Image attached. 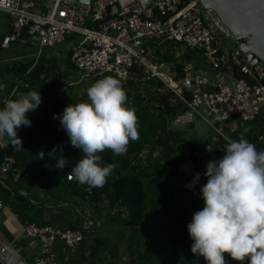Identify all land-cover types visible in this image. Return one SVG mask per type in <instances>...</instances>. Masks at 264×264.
Segmentation results:
<instances>
[{
  "label": "built area",
  "instance_id": "2783aa9c",
  "mask_svg": "<svg viewBox=\"0 0 264 264\" xmlns=\"http://www.w3.org/2000/svg\"><path fill=\"white\" fill-rule=\"evenodd\" d=\"M51 1L48 8L39 0H0V13L6 15L11 26L0 46L7 49L11 42H19L36 47L38 59L44 49L67 43L68 60L81 73L67 88L85 80L95 83L108 76L123 84H144L156 79L186 105L185 113L175 120L180 126L189 125L195 115L211 127L231 119L252 122L264 108V85L260 83L264 81V69L259 65L251 67L235 55L236 42L199 0ZM228 39L234 47H227ZM169 43L198 52L200 64L193 60L178 68L177 62L162 60L156 49ZM181 55V51L175 53L176 58ZM227 73L231 76L230 84L225 83ZM21 86L29 87L24 79H18L0 110L9 99H15ZM0 147L5 149L6 144L0 142ZM194 154L199 157L198 152ZM207 163L201 170L192 171L183 185L195 197H199L197 188L206 179ZM0 176L3 181L21 180L16 160L6 151L0 162ZM66 178L80 184L69 174ZM85 191L90 193L89 188ZM93 227V220H85L78 230L26 223L24 234L39 242L33 264H56L54 245L61 242L74 252L84 236L91 235ZM13 254L12 246H1L0 264H23Z\"/></svg>",
  "mask_w": 264,
  "mask_h": 264
},
{
  "label": "trees",
  "instance_id": "16d2710c",
  "mask_svg": "<svg viewBox=\"0 0 264 264\" xmlns=\"http://www.w3.org/2000/svg\"><path fill=\"white\" fill-rule=\"evenodd\" d=\"M177 51L182 53L180 59L175 57ZM156 54L165 62H177L178 68L182 67L184 62L195 60L200 64L201 61L198 52L183 48L179 43L165 44L156 49ZM69 66L70 69H74L70 63ZM51 71L54 76L52 74L53 77H48ZM41 74H44L43 77H40ZM234 74L240 77L236 72ZM26 76L27 79L24 80L29 87L21 86L17 94L37 91L40 95H46V89L51 87V98L55 99V103H44L43 105L48 106L42 110L38 108V115L34 119L27 115L31 127L21 126L17 129L22 146L18 143L14 145L8 139L6 148L0 147V162L6 151L16 160L17 168L21 171V181L16 186L18 191H26L32 198H36L37 191L41 190L47 197V203L53 205L63 203L69 207V209L63 207L64 213L79 212L85 215L86 210L91 209L88 218L93 221H97L96 216H102L104 211L102 217H106V220L115 224L119 222L116 225L118 243H122L126 236H129L122 251L129 253L135 264L205 262L202 257L193 256L192 241L187 231L193 214L204 207L201 191L199 189V198H195L184 190L183 184L188 177L178 172L180 164L188 160L197 170L202 169L204 165V159L194 155L195 151L200 153L202 151L192 143L188 144L182 137L184 134L173 127L175 118L187 110L184 102L165 89L156 79L144 84L133 81L121 83L127 94L125 106L134 108L138 117L139 138L130 141L126 154L122 156H115L110 150L98 153L102 157L101 166L112 163L116 167L103 187L90 188L87 184L67 180V175L84 157V153L71 145L68 136L60 127L59 120L53 118L54 114H62L66 106L78 103L77 99L59 98L62 86L58 80V68L50 66L49 62L48 65L35 64ZM45 80H50L49 84L46 85ZM260 117L263 122L260 124L261 129L242 139L254 144L257 151H264V108L257 118ZM187 144L192 148L189 155L187 149L183 150ZM54 148L56 152L53 154ZM143 152L146 153L145 161L140 157ZM156 152L158 154L154 156ZM41 153L43 158L40 156ZM63 156L68 159L67 164L64 169H59L56 167V159ZM1 182L8 183L2 180ZM86 188L90 189V193L85 191ZM41 201L39 206L45 203ZM29 206L30 199H26L24 203H15V207L19 209L22 207L28 209ZM23 214L28 222H35V217L18 213L19 216ZM78 224L76 220L75 226L66 224L61 230H78ZM94 229L95 226L91 235H85L80 243L88 250V255L82 260L85 264L90 258L92 259L90 264H97V258L100 257L97 250L100 244L104 243L94 235ZM118 243L106 245L105 248L108 247L111 252L114 250L113 252L118 255L121 252ZM225 261L226 264H235L227 254Z\"/></svg>",
  "mask_w": 264,
  "mask_h": 264
},
{
  "label": "clouds",
  "instance_id": "9594fccd",
  "mask_svg": "<svg viewBox=\"0 0 264 264\" xmlns=\"http://www.w3.org/2000/svg\"><path fill=\"white\" fill-rule=\"evenodd\" d=\"M64 89H68L66 85ZM87 97L88 102L72 103L53 118L59 120L71 145L84 153L69 178L90 188L103 187L116 165L101 166L102 157L98 153L110 150L115 156L126 154L130 141L139 138L138 117L134 108L125 106L127 94L121 82L113 77L93 83L87 89ZM41 103L42 97L37 91L9 99L0 110V141L7 136L14 145L22 146L17 129L31 127L27 114ZM175 120L174 128H188L193 123L180 126ZM224 139L226 146L221 158L214 159L195 151L199 153V157H195L208 163L204 173L207 179H203V186L197 188L199 196V189L201 191L204 207L193 214L187 225L191 252L193 256L202 257L205 264H226L225 254L235 264H264V151H257L256 146L245 139ZM55 152L54 148L53 154ZM40 156L43 158V153ZM56 160V167L64 169L68 159L63 156ZM187 163L190 174L186 173L185 163L179 166L186 168H180L188 177L185 183L191 178L192 171H198L189 160ZM13 250L17 260L25 264L14 247Z\"/></svg>",
  "mask_w": 264,
  "mask_h": 264
},
{
  "label": "crops",
  "instance_id": "0c3cea01",
  "mask_svg": "<svg viewBox=\"0 0 264 264\" xmlns=\"http://www.w3.org/2000/svg\"><path fill=\"white\" fill-rule=\"evenodd\" d=\"M9 32H11L10 22L4 14L0 13V44L3 36L8 34ZM226 45L227 47H234V44L228 41ZM63 47L64 44L59 45L54 49H44L41 52L40 57L37 59L38 49L36 47L19 42H11L7 49H2L0 46V109L3 105V100L8 96L18 79H25L27 77L25 75V72L34 63H46V65H48L49 62L51 63V66L54 65L58 68V80L60 81V85L62 86L58 94L59 98L66 99L71 96L73 98H76L78 103L88 102L87 89L89 88V85H87V87L84 86V82L83 84H78L79 86L74 85L68 87V89H64V86L68 83H74L70 80V77L74 78V76L70 71L72 69H70L69 66L70 62L68 60V54L66 53L65 49H63ZM61 50H64L66 54H62ZM52 74L53 73L51 71L48 77L52 76ZM43 75L44 74H41L40 77H43ZM224 79L225 82L232 81L231 76H229L228 73L224 74ZM49 81L50 80H45V84H49ZM77 88H82V90L80 92L77 91L79 93L65 97L64 92L74 93ZM51 91L52 88L48 87L45 91L46 95H41L42 103L38 107L39 110H42L43 107L48 106L43 105L44 103L50 104L49 102L51 99ZM17 93L15 94V99L19 98L20 96V93ZM37 109L27 114L30 119H34V117L38 115ZM31 115L33 118H31ZM261 123H263L261 117L252 122H243L238 119L219 122L213 126L215 135H208L202 138V136L195 134V138L192 140V145L200 149L203 152L204 156L218 159L224 155L223 151L225 150L226 146V141L224 139L225 137H228L232 140L242 139L246 135H251L258 132L262 127V125H260ZM189 128L194 129L193 123L189 126ZM198 141H201V147L197 145ZM0 142H3L7 145V136H5V138ZM184 149L186 148L184 147L183 150ZM1 180L2 179L0 178V202L3 204V208L0 210V247L5 245L14 247L19 254V257L25 262V264H33L34 259L39 253V242L36 239L27 237L24 234L23 227L26 223H28V221L25 217V214L19 216L18 213H26L29 214L30 217H35L34 223L37 225L46 223L58 228H64L63 226L66 224H73L72 226H75L76 220H78V226H80L82 222L90 219L88 218L90 209L86 210L87 214L85 215L79 212H74L75 215L72 213H64L63 207H66V205L63 203L60 205L47 203V197H45L43 191H37L36 198H32V195L28 194L26 191H18L16 187L18 182L13 183L12 181L8 180V183L4 184L3 182H1ZM20 194L24 195L25 201L26 199H30V206L28 209H24L23 207L19 209L15 207V203H24L15 200V195ZM39 200L45 201V203L41 201L43 202V206L38 205L40 204ZM40 208H43V210H41V213L39 212ZM93 222L94 226L96 227L98 225V222L95 220ZM102 245L103 244H100L97 250L100 255V257L97 258V264L136 263L133 262L130 254L128 257H125L126 252L122 251L123 248L117 255L115 254V252H113L114 250L111 252V249L109 250L108 247L103 248ZM85 249L81 245H79L74 252H71L67 247L64 246L63 243L57 242L54 246L56 262L57 264H85L82 261L84 259V256L88 255V250ZM104 250L106 251L103 252ZM91 261L92 259L90 258L87 264H90ZM199 264H205V262H201Z\"/></svg>",
  "mask_w": 264,
  "mask_h": 264
},
{
  "label": "water",
  "instance_id": "95a60500",
  "mask_svg": "<svg viewBox=\"0 0 264 264\" xmlns=\"http://www.w3.org/2000/svg\"><path fill=\"white\" fill-rule=\"evenodd\" d=\"M236 42L235 55L249 66L264 69V0H199ZM149 7V1L146 2ZM145 52V49H142ZM256 77V76H255ZM264 85V81H260ZM15 200L24 202L23 195Z\"/></svg>",
  "mask_w": 264,
  "mask_h": 264
},
{
  "label": "rangeland",
  "instance_id": "374dc122",
  "mask_svg": "<svg viewBox=\"0 0 264 264\" xmlns=\"http://www.w3.org/2000/svg\"><path fill=\"white\" fill-rule=\"evenodd\" d=\"M39 3L42 4L43 6H47L48 8H50L51 4H52V1L51 0H39ZM230 41L231 40L228 39V42H230ZM66 46H67V43H65L64 47H63V49H65V51H66ZM65 51L61 50L62 54H66L67 51H66V53H65ZM49 65L51 66V63H49ZM70 71H71V73H73V76H74V78L70 77V80L72 82L77 81L80 78V74L81 73L79 71H77V70H70ZM225 83L226 84H230V81H226ZM92 84L93 83L91 81L85 80L83 85L86 86V87H87V85H89V87H90V85H92ZM75 87H77V86H75ZM141 89H143V88H141ZM81 90H82V88H77L74 93L64 92V95H65V97H68L69 95H74L76 93H79ZM77 91H79V92H77ZM69 97H71V96H69ZM62 100H64V99H62ZM62 100H60V101H62ZM49 103L54 104L55 103V99L51 98ZM31 117H32V115H31ZM193 128L194 129H191L189 127L188 128H175V130L180 131L181 134H184L182 137L189 144L193 143L192 140L195 138V134H198V135L202 136V138H204L205 136H208V135H215V131H214L213 127H210L205 121H203L202 119L198 118L196 115L193 117ZM197 145L201 147L202 146L201 141H198ZM185 148L187 149V155H189V152L192 151L191 146H188V144H187V145H185ZM157 154L158 153L156 152L154 154V156H157ZM140 157L142 159H144V161H145L146 153L143 152ZM183 163L186 164L185 167L188 169V170H186V173L190 174L189 164L187 163V161H185ZM180 168L183 170V167H179L178 168V172L182 171V170L180 171ZM66 208L69 209V207H66ZM104 208H107V207H104ZM107 210H108V208H107ZM39 212L41 213L42 211H39ZM91 212H92V210L90 209L88 214L90 215ZM102 213L104 215L105 212L103 211ZM114 214H116V211H114ZM102 216H96L98 225L94 229V233H95L94 235L104 242L102 246H104L103 248H105L106 245H111V244L118 243V241L116 240V228H117L116 225H118L119 222L115 224L114 222H112V221H110L108 219L106 220V217H102ZM128 238H129V236L127 235L122 243H120V244L118 243L120 245L119 246L120 250H122V247L125 248L126 240ZM128 256H129V253L126 252L125 257H128Z\"/></svg>",
  "mask_w": 264,
  "mask_h": 264
}]
</instances>
